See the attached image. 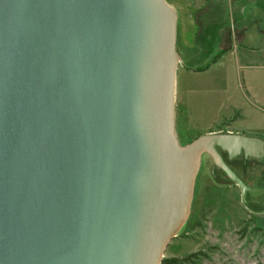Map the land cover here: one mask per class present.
Wrapping results in <instances>:
<instances>
[{
	"label": "water",
	"instance_id": "obj_1",
	"mask_svg": "<svg viewBox=\"0 0 264 264\" xmlns=\"http://www.w3.org/2000/svg\"><path fill=\"white\" fill-rule=\"evenodd\" d=\"M167 0H0V264H162L209 153L264 142L175 134ZM240 150V148H239Z\"/></svg>",
	"mask_w": 264,
	"mask_h": 264
},
{
	"label": "rangeland",
	"instance_id": "obj_2",
	"mask_svg": "<svg viewBox=\"0 0 264 264\" xmlns=\"http://www.w3.org/2000/svg\"><path fill=\"white\" fill-rule=\"evenodd\" d=\"M177 10L180 18L176 37L178 55L184 60L178 63L177 72L183 69L201 72L188 73L187 82L193 86V97L196 107L210 115L219 112L226 118L220 129L213 133H204L200 129H193L191 133H181L176 125L177 100L175 87V134L181 147L207 135L229 134L250 136H264L263 131L253 130L264 127V112L254 106L247 98L242 82L244 77L254 96L264 97V86L260 84L262 75L258 67L264 59V32L258 28L260 23L264 31V9L257 5L262 0H227L224 7L231 24L232 39L220 43L230 46L225 54H230L225 63L208 71H195L194 67L203 66L207 61V53L203 50L192 55L193 35L195 27L191 12L198 7L206 10L208 0H167ZM245 15L241 10L247 6ZM254 5V6H253ZM202 10V11H203ZM226 15V17H227ZM244 22L243 25L235 23ZM239 26L240 28H235ZM228 30V27H225ZM227 35V33H226ZM203 46V45H202ZM206 49V46H203ZM182 55H181V54ZM190 57L189 68L185 66ZM217 62V63H218ZM245 70V72H244ZM235 108V109H234ZM238 108V109H236ZM241 108L244 117L241 114ZM263 132V133H262ZM261 133V134H260ZM197 138V139H196ZM219 150L221 147L216 146ZM241 157L243 160L233 161ZM235 158L223 156L225 162L250 187H256L255 182L262 165L252 159L245 158L242 153ZM231 165V166H230ZM238 172V173H237ZM178 235L170 241L165 252V258H178V264H264V192H243L229 176L217 165L213 157L207 152L200 153L199 170L194 183L193 198L190 213ZM196 253L194 256H190ZM189 257V258H188Z\"/></svg>",
	"mask_w": 264,
	"mask_h": 264
},
{
	"label": "crops",
	"instance_id": "obj_3",
	"mask_svg": "<svg viewBox=\"0 0 264 264\" xmlns=\"http://www.w3.org/2000/svg\"><path fill=\"white\" fill-rule=\"evenodd\" d=\"M171 5H173V4H171ZM200 8L201 7H198V8H196V10H199ZM176 12H177V10H176ZM194 12H195V9L191 12V18H192L191 20H192L193 25L195 27V31H197L198 21L196 18H194ZM177 14H178V12H177ZM179 23H180V18L178 16V26H179ZM195 36H196V33L194 32V35H193L194 39H195ZM177 39H179L178 33H177ZM194 39H193V43H194ZM229 55L230 54H225L221 61H223L225 63V59ZM220 62L213 64L208 70H210L216 66H219L221 64ZM257 67H258L257 68L258 73L260 75H262V78L260 79V84L262 86H264V59L260 63V65ZM208 70H205V72ZM203 72L204 71H202V73ZM244 72H245V70H244ZM188 73L195 74V73H201V72H194V71H190V70H186V69H183V70L179 69V71L177 72V75H176V100H177L178 111H177V117H176L177 118L176 119V125L178 128L181 129V131H182L181 133H191L194 128L200 129V127L204 133H213V131L220 129V127L222 126V123H224V121H226V118H229L230 116H232L233 112H231L230 114L228 113L227 116H223V117L220 116L219 112H213L214 115H212V112L210 115H208L209 112L208 113H206V112L201 113V111L196 107V101H195V98L193 97V93H192L193 89L191 88V86H193V85H191L187 82V79H188L187 74ZM242 75H243L242 78L244 79V83L242 82V85H243V89H244V92H245L247 98L250 100V102L254 106H256L258 109H260L262 112H264V97H262V98L257 97L256 98L254 96L253 92L251 91V89L248 87L247 82H246V78L244 77V74H242ZM236 109H238V108H236ZM239 109L241 110V114L244 117L242 109L241 108H239ZM253 130H258L260 132L261 131L264 132V127L255 128ZM223 135H232V134L229 133V134H223ZM263 135H264V133H263ZM240 136L247 137L245 135H240ZM250 138H256V139H259L261 142H264V136L263 137L262 136H256V137L250 136ZM192 141H195V138L192 139ZM239 148H240V150H239ZM239 148H237V150H235V151H232V150H229L227 148L221 147V150H219V149L218 150H219V152L220 151L224 152L226 155L225 157H228V158L229 157L235 158L236 156H240L242 153L244 154L245 158H249V157L253 158L254 157L251 155H247L245 153V149L243 146H240ZM220 154H221V152H220ZM222 157H223V155H222ZM262 157H264V155L261 157H254V158H262Z\"/></svg>",
	"mask_w": 264,
	"mask_h": 264
},
{
	"label": "trees",
	"instance_id": "obj_4",
	"mask_svg": "<svg viewBox=\"0 0 264 264\" xmlns=\"http://www.w3.org/2000/svg\"><path fill=\"white\" fill-rule=\"evenodd\" d=\"M227 0H208L207 4V9H199L194 12V18L197 19V31H196V36L194 39V48L192 49L193 54L198 53L201 50V52L204 50L207 53V61L203 66L199 67H194L195 71H203L208 69L213 63H217L220 58L231 49L230 46H222L220 47V43H225L230 41L232 39V30L231 29V24H229V16L227 15V12L225 11L224 7L226 5ZM254 5H257L259 7H262L264 9V0L255 3ZM253 5V6H254ZM248 5L243 7L245 8L244 11L243 9L241 10L242 14L245 15L246 9ZM203 10V11H202ZM227 15V17H226ZM246 16V15H245ZM244 22L240 23H235V25H243ZM259 29H262L263 31V26L260 25V23L257 25ZM225 27H228V30L225 29ZM243 27H246L243 25ZM235 28H240L239 26L234 27ZM227 33V35H226ZM206 46V49H204L203 46ZM177 49L179 50V47L177 46ZM196 51V53H195ZM185 66L189 68L190 65L189 62H193V59L190 57L188 60H186ZM243 160L244 164H247L248 161L244 158L237 157L233 159V161H238V160ZM255 160L256 162H260L262 165V168L260 172L258 173V177L255 182L256 187H264V157L260 159H252ZM231 166V165H230ZM233 169V166H231ZM234 170V169H233ZM236 171V170H234ZM238 173V172H237ZM241 174L238 173V176ZM241 177V176H240ZM243 179V178H242ZM196 253H193L190 256H194ZM188 257V258H189ZM180 259L178 258H164L162 261V264H178Z\"/></svg>",
	"mask_w": 264,
	"mask_h": 264
},
{
	"label": "flooded vegetation",
	"instance_id": "obj_5",
	"mask_svg": "<svg viewBox=\"0 0 264 264\" xmlns=\"http://www.w3.org/2000/svg\"><path fill=\"white\" fill-rule=\"evenodd\" d=\"M223 156H226L224 152L220 151ZM226 158V157H225Z\"/></svg>",
	"mask_w": 264,
	"mask_h": 264
}]
</instances>
